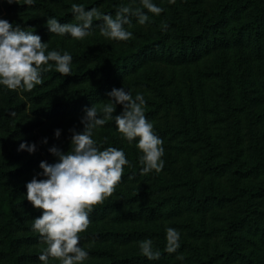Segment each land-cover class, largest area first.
I'll return each instance as SVG.
<instances>
[{
    "label": "trees",
    "instance_id": "obj_1",
    "mask_svg": "<svg viewBox=\"0 0 264 264\" xmlns=\"http://www.w3.org/2000/svg\"><path fill=\"white\" fill-rule=\"evenodd\" d=\"M128 2L0 0V18L73 56L70 75L53 68L31 91L0 87V264H42L46 245L32 228L42 210L25 198L26 183L42 171L41 160L56 161L50 147L71 150L70 129H83V109L101 107L122 86L144 94L165 165L142 174L139 150L114 121L95 131L98 142L107 137L101 148H123L131 166L90 213L79 241L89 251L83 264H264V210L255 206L264 197V120L250 109L264 103V0H155L164 11L149 12L144 25L131 16L128 41L105 38L102 19L94 20L85 38H96L95 47L46 25L47 17L75 23L72 3L115 16ZM121 110L118 104L113 115ZM21 141L35 143V151H18ZM168 227L180 232L174 252L167 251ZM145 238L158 259L141 253Z\"/></svg>",
    "mask_w": 264,
    "mask_h": 264
},
{
    "label": "clouds",
    "instance_id": "obj_2",
    "mask_svg": "<svg viewBox=\"0 0 264 264\" xmlns=\"http://www.w3.org/2000/svg\"><path fill=\"white\" fill-rule=\"evenodd\" d=\"M9 4L17 0H7ZM139 7H133L137 0L121 4L113 16L98 8L86 9L82 3H72L75 23H61L56 17H47L48 31L61 37L66 34L83 40L91 34L94 20L102 19L100 33L109 40L128 41L133 33L131 16L144 25L150 21L148 13L159 15L164 9L155 0H138ZM174 2V0H169ZM33 5L35 0H24ZM147 11H144V10ZM162 27L166 28L164 24ZM47 42H42L39 34L27 31L19 24L0 18V87L7 90L31 91L43 83V74L53 68L64 76L72 74L73 56L67 50H48ZM110 99L101 107L86 106L80 123L81 131L70 129V149L62 151L52 146L48 151L57 159L53 163L41 160L42 170L26 183L25 198L41 214L33 218L32 228L40 234L46 247L38 259L49 264V259L59 260V264H83L89 258V251L80 245L81 233L90 224V213L97 204H102L116 189L124 174V166H131L123 148L109 145L107 141H97L95 131L108 121H114L121 137L139 150L138 159L142 165L140 172L159 173L165 165L163 139L154 131L153 123L145 115L144 94L132 92L124 86L112 88ZM122 106L119 114L113 115L117 105ZM61 129H55L59 137ZM43 142H47L45 137ZM35 143L21 141L19 150L35 151ZM37 176L44 177L37 179ZM141 253L148 259H158L160 251L154 247L151 238L138 241ZM167 251L174 252L180 247V232L176 228L166 229Z\"/></svg>",
    "mask_w": 264,
    "mask_h": 264
},
{
    "label": "rangeland",
    "instance_id": "obj_3",
    "mask_svg": "<svg viewBox=\"0 0 264 264\" xmlns=\"http://www.w3.org/2000/svg\"><path fill=\"white\" fill-rule=\"evenodd\" d=\"M96 41H97L96 38L94 40H90L89 38H85L83 40V44L86 45V46H89V47H95ZM238 66H239V71L240 72H244L245 71L243 63H238ZM250 109H251V113H252L253 117H254V115H259V118L264 120V103L263 104H259V105L251 104ZM256 203H257L255 205L257 207L256 209L264 210V205H263L264 197L256 200Z\"/></svg>",
    "mask_w": 264,
    "mask_h": 264
}]
</instances>
